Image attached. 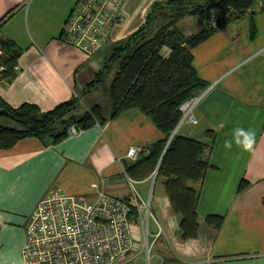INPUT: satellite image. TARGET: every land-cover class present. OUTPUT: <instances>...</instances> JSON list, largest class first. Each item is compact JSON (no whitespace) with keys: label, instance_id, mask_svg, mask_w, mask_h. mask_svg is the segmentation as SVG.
I'll list each match as a JSON object with an SVG mask.
<instances>
[{"label":"crops","instance_id":"crops-1","mask_svg":"<svg viewBox=\"0 0 264 264\" xmlns=\"http://www.w3.org/2000/svg\"><path fill=\"white\" fill-rule=\"evenodd\" d=\"M124 1L112 40L87 57L63 38L78 0H0V20L6 17L0 35L22 50L15 76L0 81L7 103L19 107L30 102L49 111L70 100L104 65L99 55L108 54L104 63L108 49L137 31L153 5L165 0ZM178 23L187 35L206 24L199 15ZM193 54L194 66L209 86L195 109L198 122H185L177 132L213 143L198 202V236L181 239L180 216L161 179L133 180L127 174L124 161H132L125 157L128 148L141 144L147 150L163 136L147 114L133 108L58 143L29 136L0 150V264H24L29 215L52 189L94 198L97 183L125 198L131 195V182L146 192L151 181L157 217L151 242L160 260L155 264H264V7L252 6L248 14L218 28ZM236 127L255 130L252 152L235 144L224 148ZM242 180L249 184L238 191ZM210 214L224 215L222 228L207 223Z\"/></svg>","mask_w":264,"mask_h":264},{"label":"trees","instance_id":"trees-1","mask_svg":"<svg viewBox=\"0 0 264 264\" xmlns=\"http://www.w3.org/2000/svg\"><path fill=\"white\" fill-rule=\"evenodd\" d=\"M258 1L261 0H165L155 3L141 27L113 45L112 54L102 68L84 85V91L70 100L43 111L38 104L30 102L11 106L0 94V116L16 122L13 125L0 123V150L11 148L29 136L47 144L58 143L69 136L73 124L86 130L97 123L105 124L123 110L138 108L154 121L163 136L135 161H124L125 170L133 180L148 178L157 171L156 180L163 181L171 205L180 216L181 239L197 237L200 230L198 202L202 182L211 166L209 154L213 143L178 132L172 136L182 117L181 103L209 86L194 66L193 49L218 28H225L234 19L248 14ZM213 2L217 5L208 9L207 5ZM174 6H178L176 15L168 16L170 20L166 24L158 25L160 17L167 18L162 8ZM213 9L218 12V25L214 28L209 27L207 21ZM189 15H199L206 24L201 31L187 35L178 22ZM0 43L4 47L1 58L6 67L4 78L11 79L16 74L22 50L12 39L1 35ZM116 62L115 75L106 88L111 100L110 112L107 113L99 101L87 106L82 113L78 112L82 96L99 88ZM209 133L213 135L210 130ZM248 184L242 180L237 190H245ZM224 220V215L216 214L206 219L217 229L222 228Z\"/></svg>","mask_w":264,"mask_h":264},{"label":"built area","instance_id":"built-area-1","mask_svg":"<svg viewBox=\"0 0 264 264\" xmlns=\"http://www.w3.org/2000/svg\"><path fill=\"white\" fill-rule=\"evenodd\" d=\"M124 0H78L64 26L63 38L92 57L112 40V25L121 19ZM262 9V0L254 5ZM218 12L213 9L209 27H217ZM4 47L0 43V81L6 67L1 62ZM194 94L179 106L185 122L197 123L196 106L205 97ZM83 130L76 124L69 136ZM146 151L141 144L131 145L125 157L135 161ZM157 176V171L153 174ZM129 182H131L128 177ZM95 197L71 194L61 187L45 195L29 215L22 246L24 264H138L141 256L151 264L153 235L150 219L157 220L152 193L148 200L131 182V195L122 198L109 193L102 184L95 183ZM138 226L143 233L138 232ZM163 230L160 228L161 234Z\"/></svg>","mask_w":264,"mask_h":264},{"label":"rangeland","instance_id":"rangeland-1","mask_svg":"<svg viewBox=\"0 0 264 264\" xmlns=\"http://www.w3.org/2000/svg\"><path fill=\"white\" fill-rule=\"evenodd\" d=\"M262 6H264V2H262ZM177 7L178 6H174L173 8H170V9H167V8H162L160 11H162L163 15L167 16V18H162L160 17L157 21L158 25H163V23L166 24L167 21H169V17L170 15L174 16L176 15V11H177ZM176 10V11H175ZM109 52L111 51V54H112V48H109L108 49ZM106 51L103 52L101 54V56L99 55V60H101V65H103V60H105L106 58ZM108 55V54H107ZM110 55V54H109ZM118 65V62H116L111 70L108 72V75L106 77V80L104 81V83H102L101 85H99L98 89H96V91H91V95H89L90 97L86 96L84 101L81 102L80 104V107L78 108V112L82 113L84 111V109L87 107V106H90L88 105V101H94L96 99H98V101L104 106V110L109 113L110 111V105H111V100L109 99V95L106 91V88H108V85L109 83L111 82V80L113 79L114 77V73L116 72V69H117V66ZM85 87V86H84ZM85 89V88H84ZM84 89L80 90L78 93L80 92H83ZM95 103V102H94ZM92 105V104H91ZM0 123H4V124H8V125H13L15 124L16 122L14 120H12L11 118H8L7 116H0ZM152 181L149 183V188H147V191L146 192H142L141 191V188H140V185H136L138 187V189L140 190L141 194H143V197H144V200H148L149 199V196L151 195V191L153 193V189H154V186L152 185ZM136 187V188H137ZM149 229L150 230H153V231H156V224H155V219L154 218H151L150 219V223H149ZM138 232L140 233H143V230L141 229L140 226H138L137 228ZM152 231V232H153ZM153 237L151 236L150 237V242L152 241ZM151 264H155V263H158L160 260L157 258L156 254H155V247H154V244H152V248H151ZM138 264H146V258L141 256L140 259L138 260Z\"/></svg>","mask_w":264,"mask_h":264},{"label":"clouds","instance_id":"clouds-1","mask_svg":"<svg viewBox=\"0 0 264 264\" xmlns=\"http://www.w3.org/2000/svg\"><path fill=\"white\" fill-rule=\"evenodd\" d=\"M256 143V132L252 128L245 129L236 127L231 133V139L224 141V148L231 150L233 144L241 148L245 152H252Z\"/></svg>","mask_w":264,"mask_h":264},{"label":"water","instance_id":"water-1","mask_svg":"<svg viewBox=\"0 0 264 264\" xmlns=\"http://www.w3.org/2000/svg\"><path fill=\"white\" fill-rule=\"evenodd\" d=\"M217 5V3L216 2H213V3H211V4H208L207 5V8L208 9H212L213 7H215Z\"/></svg>","mask_w":264,"mask_h":264}]
</instances>
